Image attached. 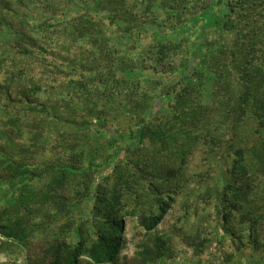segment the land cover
<instances>
[{
  "label": "trees",
  "instance_id": "trees-1",
  "mask_svg": "<svg viewBox=\"0 0 264 264\" xmlns=\"http://www.w3.org/2000/svg\"><path fill=\"white\" fill-rule=\"evenodd\" d=\"M62 2L0 0V31L13 33L15 47L31 53L27 46L42 47L52 42L55 31L63 27L61 34L79 50L66 65L67 72L60 65H54L53 70L66 75L71 85L79 87L77 96L82 109L97 119L103 114L97 108V101L116 100L115 91L127 89L130 106L139 107L138 129L120 136L124 144L106 161L114 164L112 183L105 180L94 186L92 179L97 166L81 165L83 151L74 152L63 163L62 159L45 166L36 163L35 155L45 151L46 146L40 142L43 122L32 124V148L24 149V157L19 161L5 157L0 161V183L23 186L10 206L0 208V236L4 239L1 245L22 246L25 264H80L84 256L91 264H120L125 195L147 186L148 208L138 214V221L146 232H153L174 202L171 196L165 200L166 189L183 180L184 165L203 141L207 144L208 157L234 156L232 182L217 194L220 219L231 222L238 214L242 224L249 222L260 257L257 263L264 264V142L252 148V166L248 167L243 151L217 134L221 127L236 130L246 120H255L264 128V0H70L66 3L85 9L74 18L59 10ZM36 15L42 19L40 31L25 32L24 27L35 25L29 19ZM126 22L128 26L122 29L120 25ZM104 23L116 26L122 37L134 35V29L138 28L150 33L154 40H165L138 53V59L127 55L116 60L109 42L99 35ZM210 33L216 34V38L211 39ZM229 34L233 36L230 44L222 40ZM175 38L188 49L189 59L184 64L174 62L173 56L182 51L181 45L173 42ZM197 64H205L210 70L213 98L209 107L202 105L199 98L204 75L198 71ZM172 76L175 83L166 84L164 79ZM19 78L21 71L11 72L7 83L0 85V98L26 103L33 110L47 113L55 108L59 111L61 106L71 114L76 113L74 98L66 99L63 95L55 103L39 104L36 93L40 88L34 83L22 88L19 98L13 99L10 82ZM144 81L149 82L148 88L156 82L163 88L152 109L145 108L136 98ZM167 99L173 101L169 117L162 123L153 122L154 107ZM67 122L82 131L90 126L86 121L71 118ZM7 123L12 126L6 129L9 137L14 134L13 127L18 135L27 128L18 118ZM198 130L209 133L196 134ZM62 140L69 141L68 134ZM146 140L158 142L163 152L135 161L123 157L137 151ZM69 146L75 149L76 142L70 140ZM44 174L51 177L45 188L30 185ZM76 186L79 189L74 198L71 188ZM91 195L95 200L91 220L94 233L80 227L78 239L72 243L67 236L72 222L53 224L69 217L67 206L75 199L79 202ZM252 197L260 201L254 202L255 210L250 207ZM40 233L42 236L38 238ZM171 258V239L158 235L143 245L133 264H164Z\"/></svg>",
  "mask_w": 264,
  "mask_h": 264
},
{
  "label": "rangeland",
  "instance_id": "rangeland-1",
  "mask_svg": "<svg viewBox=\"0 0 264 264\" xmlns=\"http://www.w3.org/2000/svg\"><path fill=\"white\" fill-rule=\"evenodd\" d=\"M138 1L143 2L145 0ZM66 2H70V0H64L58 8L65 10L69 18H74L85 11L83 8L80 9L78 6H72V3L69 5ZM16 20L18 21L17 17L14 18V22H17ZM29 21L31 25L36 23L34 26L24 27L25 32H30L32 29L40 31L38 27L41 25L42 19L39 15L29 19ZM128 24L126 22L120 27L124 29ZM60 29L62 30L63 27ZM60 29L59 32L55 31L56 34L54 33L52 42L44 43L42 47L27 46V51L31 53L15 47L13 33L7 30L0 31V85L7 83L12 71L19 70L22 72L21 79L10 82L11 97L13 99L19 98L20 90L28 88L34 83L40 88V91L36 93L39 104L55 103L63 95L66 99L74 98L72 104L76 112L71 114L61 105L59 111L55 108L50 113L42 112L40 109H31L29 104L10 102L1 96L0 122L4 125H0V161L4 157L15 161L22 159L24 157L22 151L31 149L34 144L32 124L43 122V136L40 137V142L46 146V149L35 155L36 163L45 166L58 159H62L63 163L74 152L83 151L84 158L81 165L88 166L93 163L97 166L92 179L94 186L105 180L112 183L114 164H108L106 161L119 146L124 144L120 136L128 135L138 129L139 115L137 113H140L139 107L135 109L130 106L132 103L128 101L129 92L126 89L115 91L116 100L101 99V101H97V108L103 112L99 119L86 113L81 107L79 96H77L80 91L79 87L71 85L66 75L53 70L54 65H60L61 69L67 72L69 69H66V65L75 58V54L79 50L66 39L67 37H64V34H61ZM35 31L33 32L35 33ZM134 31V35L125 34L122 37L116 26L104 23L99 35L109 42L108 47L117 56L116 60L127 55L138 59V53L146 52L157 45V42L165 40L163 38L154 40L150 33L138 28ZM232 37L229 34L222 40L230 44ZM210 38L215 39L216 34L210 33ZM173 42L182 47L181 53L173 56L174 62L178 65L184 64L189 59L188 49H186L185 43H181L179 39L175 38ZM197 68L204 75V85L200 88L199 98L202 105L209 107L212 105L213 98L210 92L213 88L212 82L209 80L210 70L205 64H197ZM76 78L81 79L79 75ZM164 80L167 82L166 84L175 83L174 76ZM148 87L149 82L144 81L136 98L145 108L152 109L163 88L159 82L152 84L150 88ZM146 94H148V98H145ZM172 104L173 101L167 99L159 107L155 106L151 117L152 121L156 123L165 121L169 117ZM140 107L142 108V105ZM17 118L22 123L27 124V128L18 135L13 127L14 134L9 137L6 135V129L12 126L8 125L7 122ZM69 118L79 122H88L89 129L78 130L76 126L67 122ZM99 131L103 133L100 134ZM208 133L209 131H196V134L200 135ZM64 134H68L69 141L63 142L62 136ZM217 134L221 138L229 140L234 148L243 151L245 164L248 167L252 166V148L264 142V128L259 127L255 120H246L236 130L221 127ZM70 140L76 142L75 149L69 146ZM206 148L207 144L202 141L184 165L183 180L166 189L165 200L171 196L174 202L161 224L153 232H146L138 221V214L145 212L148 208L146 203L147 195H149L147 186L125 195L122 213L125 230L120 264H133L143 245L158 235L171 239L172 258L164 264H258L260 257L255 249L249 222L242 224L238 214H235L231 222H225L224 219H220L221 214L219 215L217 194L224 191L232 182L230 172L234 156L227 154L225 158L208 157ZM160 151L163 152V149L158 142L153 143L146 140L137 151L123 157L135 161L146 156L155 157ZM1 166L0 164V169ZM50 180L51 177L44 174L35 178L30 185L35 188H45L50 184ZM152 180L156 183L159 182L154 178ZM22 188L21 183H0V208L10 206ZM78 189L77 186L71 188V194L74 198ZM76 201L78 202L75 199L73 204L67 206L70 213L69 217L53 224V226H60L72 222V230L67 235L72 243L77 241L80 227L88 228L92 235L94 233V228L91 225L95 201L93 195L78 203ZM140 201H144V203H137ZM254 202L260 201L252 197L250 207L255 210L256 204ZM154 212L158 213L157 208L154 209ZM40 236L42 233L38 235V238ZM1 240L4 239L0 236V264H25V249L17 244L1 245ZM199 244H201V249L196 250ZM199 249L200 251H198ZM90 262V259L84 256L80 264H91Z\"/></svg>",
  "mask_w": 264,
  "mask_h": 264
}]
</instances>
